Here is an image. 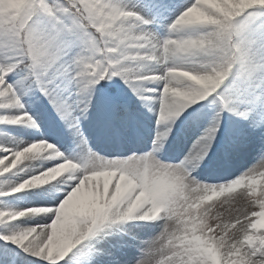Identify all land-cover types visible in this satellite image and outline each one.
Wrapping results in <instances>:
<instances>
[{"label":"snow or ice","instance_id":"1","mask_svg":"<svg viewBox=\"0 0 264 264\" xmlns=\"http://www.w3.org/2000/svg\"><path fill=\"white\" fill-rule=\"evenodd\" d=\"M172 7L165 36L141 27ZM121 80L158 104L157 128L147 151L110 158L81 123L94 109L113 138L136 126ZM25 97L46 100L79 141L66 152L0 129V197H47L0 206V240L33 264H264V0H0V124L40 128ZM208 106L195 150L161 159L176 120ZM225 112L246 127L223 135ZM218 135L226 157L259 141L254 162L231 179H198ZM24 259L0 246V264Z\"/></svg>","mask_w":264,"mask_h":264},{"label":"rangeland","instance_id":"2","mask_svg":"<svg viewBox=\"0 0 264 264\" xmlns=\"http://www.w3.org/2000/svg\"><path fill=\"white\" fill-rule=\"evenodd\" d=\"M127 2L130 5L137 4V0H127ZM176 14L177 10L175 7H172L166 11L162 17L145 14L146 18L151 22L147 25H141V27L163 37L167 34V25L172 19H174ZM115 79L119 78H114V80ZM120 85L127 90L129 97L135 96L131 89L128 88V86L125 85L122 80L120 81ZM24 99L25 108L37 117L40 128H33L27 124H0V129L4 130L9 136V142H12V140L15 138H18L24 142H29L33 140V138H44L59 145L62 150L66 152H72L76 148V145L79 141L74 140V138L65 128L64 123L58 118L56 119L55 123H53L50 118L51 112L49 110V107L51 106L47 103V101L44 100L40 104H34L28 97H25ZM145 107V110L139 113L137 116L136 126L129 129L123 139L111 137L103 127L96 123L95 110L90 109L91 115L83 119L81 123L82 130L85 137L87 138L88 146L93 151L99 152L101 155L109 156L110 158L121 155H129L130 151H147L150 149L152 146V139L155 136L157 128L156 119L158 104L155 106L154 110H150L146 105ZM204 109L205 108L197 110V113L199 112L204 114L201 115V117L197 116V113H195L194 116L196 118L184 119L181 117L176 120L175 124L173 125V131L165 144L164 150L158 154L161 159L179 160L189 154L190 150H193V147L195 146L194 142L197 140V137L201 135L204 128L207 127L208 123L210 122L211 115L205 113ZM224 117L225 132L223 135H226L233 125L236 127V122L242 124L240 129L246 127L244 121L230 113L225 112ZM165 126L167 125H161V127ZM26 134H29V136ZM223 135H218V139L213 142V147L217 146V149H215V152L211 155L208 153L209 156L205 157L207 162L205 164H200V166L193 172V175L198 179L208 180L209 182L213 183L217 182V180H215V177L217 176L222 178L220 182L225 179H231L233 176L238 175L241 171L254 162V157L256 156L257 150L260 146L259 141L253 140V142L249 143L246 147H243L240 150L235 151L231 156L226 157L222 150ZM0 140H3L2 136H0ZM209 163L211 168H207ZM220 168L223 169L221 172H219ZM38 191L39 190L37 188H33L22 193L26 202L21 203L20 207L32 206L47 198L46 196L35 194L38 193ZM10 197L11 196L0 197V206H2ZM213 199L219 200L221 197H214ZM146 231L151 232L153 230ZM155 231H158V229H155ZM4 244H9L15 249L17 248V246L11 244V242L0 240V246ZM16 251L25 258L24 264H33L35 261L34 257L28 256V254L23 253L19 248ZM128 251L131 253L135 250L130 249ZM117 255L121 256L123 259H127L122 251H118Z\"/></svg>","mask_w":264,"mask_h":264},{"label":"trees","instance_id":"3","mask_svg":"<svg viewBox=\"0 0 264 264\" xmlns=\"http://www.w3.org/2000/svg\"><path fill=\"white\" fill-rule=\"evenodd\" d=\"M102 83L111 85L113 82L112 81H102ZM142 105H143V103L138 98H136L133 101V105L132 106H133V109L135 111V114H137V110H139V109H141L143 107ZM209 110H212V109L209 108ZM18 200H20V199H18ZM5 206L16 207L13 202H7V204Z\"/></svg>","mask_w":264,"mask_h":264},{"label":"bare ground","instance_id":"4","mask_svg":"<svg viewBox=\"0 0 264 264\" xmlns=\"http://www.w3.org/2000/svg\"><path fill=\"white\" fill-rule=\"evenodd\" d=\"M49 110H50V112L52 113V109H51V107H49ZM91 110H93V109H91ZM27 136H29V134H26ZM32 136V135H31ZM32 137H34V136H32ZM33 139H36V138H33ZM92 146V145H91ZM215 146H216V144H215ZM215 149H217V146L216 147H213L212 146V148H211V150L209 151V155H211L212 153H214L215 152ZM195 150V146L193 147V150L192 151H194ZM212 151V152H211ZM209 155H207V156H209ZM207 162V159H204V161L201 163V164H205ZM207 168H211L210 167V163L207 165ZM210 170V169H209ZM223 169H219V172H221ZM215 180H217V182H220V180H222V178L221 177H219V176H217V177H215Z\"/></svg>","mask_w":264,"mask_h":264}]
</instances>
